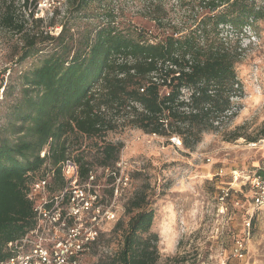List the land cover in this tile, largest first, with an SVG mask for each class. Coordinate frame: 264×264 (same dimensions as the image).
<instances>
[{
	"label": "trees",
	"instance_id": "trees-1",
	"mask_svg": "<svg viewBox=\"0 0 264 264\" xmlns=\"http://www.w3.org/2000/svg\"><path fill=\"white\" fill-rule=\"evenodd\" d=\"M37 1L23 0L25 8L35 2L28 20L11 4L0 13V24L22 35L21 60H39L3 87L0 262L12 255L7 244L35 225L27 190L47 163L55 169V184H64L68 159L86 181L94 164L103 172L116 166L123 143L106 141L110 131L133 126L169 140L178 136L191 150L204 132L230 123L244 96L236 70L246 50L242 44L247 30L256 34L264 19V2L189 0L195 11L186 27L167 21L163 3L151 1L145 16L159 30L152 38L150 30L122 25L114 0H67L68 17L55 35L42 29L43 17L35 18ZM92 138L101 140L93 153L84 147ZM149 204L143 188L134 193L126 226H115L123 227L119 251L98 264H159L160 237L152 231L155 210Z\"/></svg>",
	"mask_w": 264,
	"mask_h": 264
},
{
	"label": "rangeland",
	"instance_id": "rangeland-1",
	"mask_svg": "<svg viewBox=\"0 0 264 264\" xmlns=\"http://www.w3.org/2000/svg\"><path fill=\"white\" fill-rule=\"evenodd\" d=\"M40 1L43 0L36 4L35 18L43 17L42 29L57 35L68 17L69 1L43 9ZM151 1L163 3L167 21L182 22L186 27L193 24L195 10L188 5L189 0H114L118 21L150 30V37H156L159 30L155 22L145 16ZM7 4L16 8L24 20L30 19L35 6V2L25 8L23 0H0V13ZM53 15L57 16L50 24ZM27 28L31 30L30 21ZM255 29L258 37L252 42L243 41L246 50L236 66L244 89V96L238 100L241 109L226 126L204 132L191 150L133 126L106 134V141L123 143L117 163L121 164L118 176L126 182L122 180L115 196L111 191L114 181L97 163L93 165L96 185H101L99 193L112 206L116 220L105 224L97 242L83 256L82 264H98L119 251L123 227L115 230V226L119 221L126 226L130 218L127 203L140 188L146 191L149 207L155 210L152 231L160 237L159 264H264V239L258 229L245 239L244 257L233 255L236 239L244 238L242 219L246 212L234 204V199L249 202L248 189L233 191V199L227 203L218 199L221 188L238 187L231 176L233 170H252L263 160L260 141L264 138V19L257 22ZM24 49L22 35L0 24V128L6 124L7 113L3 87L39 61L33 55L21 60ZM100 142L98 138L85 139L84 147L93 153ZM220 169L224 171L222 175L217 174ZM60 186L61 182H56L53 190Z\"/></svg>",
	"mask_w": 264,
	"mask_h": 264
},
{
	"label": "built area",
	"instance_id": "built-area-1",
	"mask_svg": "<svg viewBox=\"0 0 264 264\" xmlns=\"http://www.w3.org/2000/svg\"><path fill=\"white\" fill-rule=\"evenodd\" d=\"M65 1L43 0L39 6L42 9L56 8ZM247 34L244 40L250 42L258 37L250 29ZM242 45L246 46L244 43ZM170 140L179 146L183 145L178 136ZM260 142L263 148L262 162L252 170H233L231 176L234 183L238 182V187L221 188L218 194L219 201L224 204L233 197V191L248 189L249 202L234 199L237 207L246 210L242 219L244 238L236 239L233 247V255L239 258L245 255V239H249L255 229L264 239V138ZM45 153L43 151L41 155L45 156ZM117 165V169H105L107 175L114 178L111 188L115 196H118L123 180V176H118L120 162ZM62 173L64 184L55 191V169L50 163L44 166L43 175L30 183L27 198L33 205L35 225L21 238L7 244L12 255L0 264H82L83 256L97 242L105 224L116 220L112 206L105 203L99 193L101 185H96L94 173L83 184L78 165L71 159L63 163ZM223 173V169L217 172L218 175Z\"/></svg>",
	"mask_w": 264,
	"mask_h": 264
}]
</instances>
